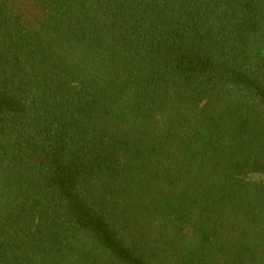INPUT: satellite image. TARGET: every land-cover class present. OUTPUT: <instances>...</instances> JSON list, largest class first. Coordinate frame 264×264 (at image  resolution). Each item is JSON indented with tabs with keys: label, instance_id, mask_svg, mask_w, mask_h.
<instances>
[{
	"label": "trees",
	"instance_id": "trees-1",
	"mask_svg": "<svg viewBox=\"0 0 264 264\" xmlns=\"http://www.w3.org/2000/svg\"><path fill=\"white\" fill-rule=\"evenodd\" d=\"M0 264H264V0H0Z\"/></svg>",
	"mask_w": 264,
	"mask_h": 264
}]
</instances>
